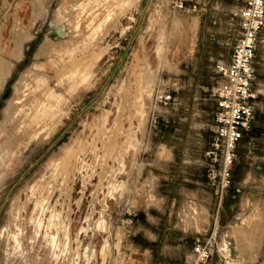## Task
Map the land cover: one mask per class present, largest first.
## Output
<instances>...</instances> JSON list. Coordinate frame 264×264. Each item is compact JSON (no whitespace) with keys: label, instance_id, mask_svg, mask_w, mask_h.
<instances>
[{"label":"rangeland","instance_id":"obj_1","mask_svg":"<svg viewBox=\"0 0 264 264\" xmlns=\"http://www.w3.org/2000/svg\"><path fill=\"white\" fill-rule=\"evenodd\" d=\"M173 2L0 0V264L63 263L30 219L54 203L78 264H264V188L208 179L238 29Z\"/></svg>","mask_w":264,"mask_h":264},{"label":"built area","instance_id":"obj_2","mask_svg":"<svg viewBox=\"0 0 264 264\" xmlns=\"http://www.w3.org/2000/svg\"><path fill=\"white\" fill-rule=\"evenodd\" d=\"M242 7L237 14L238 35L226 65H217L216 73L221 81L215 90L216 111L213 132L212 167L208 179L222 190L230 184L229 176L236 158L235 148L243 132L249 129L253 118L254 53L258 34L264 27V0H240ZM173 8L185 14L196 12L194 0H174ZM158 102L169 103L168 96H159ZM218 158L221 172L215 169ZM219 171V172H218ZM200 249H196L199 252ZM203 256V255H202Z\"/></svg>","mask_w":264,"mask_h":264},{"label":"crops","instance_id":"obj_3","mask_svg":"<svg viewBox=\"0 0 264 264\" xmlns=\"http://www.w3.org/2000/svg\"><path fill=\"white\" fill-rule=\"evenodd\" d=\"M194 3L198 6L200 0H194ZM214 5L215 7H213ZM241 7L242 2L240 0H226L221 3H219V0L215 3L212 0V11L214 12L212 13V28L222 24L221 15H223L222 17H226L227 28L235 27L238 29L237 14ZM200 15H203V13H200ZM253 67L254 80L251 86L254 96L252 100L253 118L249 129L242 133L236 146L237 158L232 166L231 185L235 183V187L259 189L264 188V27L258 34ZM164 128H166V125H164ZM235 176L238 179L234 182L233 178ZM256 225L263 232V226L261 224Z\"/></svg>","mask_w":264,"mask_h":264},{"label":"bare ground","instance_id":"obj_4","mask_svg":"<svg viewBox=\"0 0 264 264\" xmlns=\"http://www.w3.org/2000/svg\"><path fill=\"white\" fill-rule=\"evenodd\" d=\"M58 32V31H57ZM25 72H29L28 70H26ZM8 73V72H7ZM6 73V74H7ZM5 75V74H4ZM3 75V76H4ZM5 76H8V75H5ZM3 79H5L4 77H2ZM24 79V78H23ZM1 80V79H0ZM3 81V80H2ZM2 81H1V83H2ZM18 81H20V78H19V80ZM3 84V83H2ZM16 86H18V85H16ZM0 87H1V85H0ZM19 89V88H18ZM17 89V90H18ZM14 96H17V95H14ZM15 98V97H14ZM14 101V100H13ZM8 107L6 108V110H5V113L3 114V118H2V121L0 122V133H3V135H5V131H6V128L10 125V124H12L13 123V118H14V113H13V108H14V105H13V103H9V105H7ZM4 137V139H3V141L0 143V154L3 152V151H6V150H8V149H10L9 147H8V143L10 142V136L9 135H5V136H3ZM36 138H38V137H36ZM134 140V138H131V141H133ZM12 148V147H11ZM14 148H16L15 147V145H14ZM15 151V150H14ZM16 151H17V149H16ZM15 151V152H16ZM13 153V152H12ZM113 186H114V184H113ZM40 200H44V199H40L39 198V201ZM37 201H38V199H37ZM42 201H41V203H42ZM38 203V202H37ZM36 204V203H35ZM49 205V204H48ZM55 203H54V205L53 206H51L50 207V209H48V213H49V217H48V219H47V223H46V225L44 226V223L42 222V213H44V210H46V212H47V209H45L44 207H45V205L43 206H35L34 207V209H40V211L42 210V212H40V214L36 217V218H30V219H32V221H33V225H34V232L37 234V230H39L41 227H44L45 229H44V231L43 232H45V230L47 231V241H48V243H47V245L48 244H50L51 245V248L53 247V250H54V260L55 259H57L58 258V254L59 255H63L61 258L64 260H62L63 261V263L62 264H78V262L76 261L77 259H78V254H72V253H74V252H70V249H69V242H70V239H69V235H68V230H67V227L64 225V228H63V230H64V232H62V235H63V237L62 238H64L63 240L65 241V244H63V242L61 243L60 242V240H59V235H58V233L59 232H57V231H55V229H54V231L55 232H50L49 230L51 229V228H53V227H57V225L59 226L58 227V229L61 227V224H63V222L62 223H60L59 224V222H58V219L56 220V222L54 221H50V220H53L54 218L56 219L57 218V214H56V212H55ZM49 207V206H48ZM50 219V220H49ZM49 220V221H48ZM31 221V222H32ZM97 222H100V219H98L97 220ZM16 226L17 227H19L17 224H16ZM33 230V229H32ZM244 229H241L240 231H238V232H236L238 235H239V237L237 236H235L237 239H244V235H245V232L243 231ZM19 231V230H18ZM22 230L20 229V232H21ZM39 233V232H38ZM17 234H18V232H17ZM9 235H11V234H9ZM13 235H16V234H13ZM18 235H20V233L18 234ZM21 235H22V233H21ZM20 235V236H21ZM33 235H35V234H33ZM44 236H45V234H44ZM12 237V236H11ZM14 237V236H13ZM22 237V236H21ZM36 237V236H35ZM43 237V236H42ZM15 238H19L20 240H21V238L20 237H18V236H16ZM18 239V240H19ZM236 239V242L238 241V243H239V241H242V240H237ZM14 240H16V239H14ZM41 240H42V238H41ZM17 241V240H16ZM15 241V242H16ZM21 242H22V240H21ZM16 244V243H15ZM251 247H253V243L251 244ZM52 250V249H51ZM52 250V251H53ZM76 251V250H75ZM58 253V254H57ZM50 254H53V253H51V251H50ZM76 258V259H75ZM55 262V261H54Z\"/></svg>","mask_w":264,"mask_h":264}]
</instances>
